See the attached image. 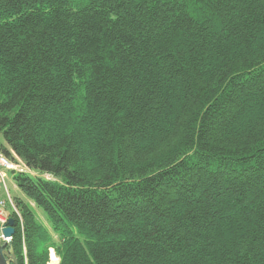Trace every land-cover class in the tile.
I'll return each mask as SVG.
<instances>
[{"label": "trees", "instance_id": "obj_1", "mask_svg": "<svg viewBox=\"0 0 264 264\" xmlns=\"http://www.w3.org/2000/svg\"><path fill=\"white\" fill-rule=\"evenodd\" d=\"M0 133L18 264H264V0H0Z\"/></svg>", "mask_w": 264, "mask_h": 264}, {"label": "built area", "instance_id": "obj_2", "mask_svg": "<svg viewBox=\"0 0 264 264\" xmlns=\"http://www.w3.org/2000/svg\"><path fill=\"white\" fill-rule=\"evenodd\" d=\"M30 173L31 170L27 168L22 161L11 160L5 154L0 152V243L12 244L14 236L5 237L3 234V228L8 224L10 218H21V214L17 209V205L11 194V190L8 186V181L11 175L15 178L18 173Z\"/></svg>", "mask_w": 264, "mask_h": 264}, {"label": "rangeland", "instance_id": "obj_3", "mask_svg": "<svg viewBox=\"0 0 264 264\" xmlns=\"http://www.w3.org/2000/svg\"><path fill=\"white\" fill-rule=\"evenodd\" d=\"M1 144H5V139L3 137V135L0 133V145ZM24 164V163H22ZM48 177V176H46ZM8 186L11 190V194L14 198V201L17 205V209L21 214V218L19 221V225L17 227L16 225V229L19 230L21 236H22V248H23V252H24V256L27 258V241H26V225L27 222L29 221V217L22 212L21 207L18 205V200H20L22 202V204H29L34 212V218L37 222L41 223L42 225H44L49 232L51 233L54 241H58V235L54 233L52 225L50 223V221L48 220L47 216L44 214V212L37 207V205L23 192L19 189V187L16 184V181L13 177V175H11L10 180L8 181ZM13 242L14 239L12 241V246H13ZM54 250V251H52ZM53 255L57 256V258L55 260H53ZM27 261V259H26ZM60 263V258L58 256V254L56 253V250L54 247H50L49 248V256H48V261L46 264H59Z\"/></svg>", "mask_w": 264, "mask_h": 264}, {"label": "water", "instance_id": "obj_4", "mask_svg": "<svg viewBox=\"0 0 264 264\" xmlns=\"http://www.w3.org/2000/svg\"><path fill=\"white\" fill-rule=\"evenodd\" d=\"M2 231L5 237L14 236L16 233V220L10 218ZM0 264H18L13 246L5 242L0 243Z\"/></svg>", "mask_w": 264, "mask_h": 264}, {"label": "bare ground", "instance_id": "obj_5", "mask_svg": "<svg viewBox=\"0 0 264 264\" xmlns=\"http://www.w3.org/2000/svg\"><path fill=\"white\" fill-rule=\"evenodd\" d=\"M4 154V153H3ZM17 159V161H18V158H16ZM23 163V162H22ZM16 220V219H15ZM11 246H12V244H10ZM53 257V260H55L56 258H57V256H55V255H53L52 256Z\"/></svg>", "mask_w": 264, "mask_h": 264}]
</instances>
